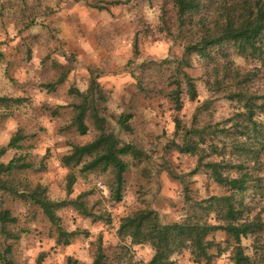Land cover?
I'll use <instances>...</instances> for the list:
<instances>
[{
  "label": "rangeland",
  "instance_id": "rangeland-1",
  "mask_svg": "<svg viewBox=\"0 0 264 264\" xmlns=\"http://www.w3.org/2000/svg\"><path fill=\"white\" fill-rule=\"evenodd\" d=\"M197 40L188 33L179 36L172 0H0V96L20 100L0 105V147L17 132L23 135L21 147L9 148L0 163L24 157L32 167L11 175L12 184L22 189L41 184L56 202L52 220L39 204L0 190V210L17 217L7 225L0 222V253L8 262L68 264L73 258L76 264H91L99 235L112 254L121 243H129L117 230L124 216L145 207L139 196L148 185L149 206L163 223L198 212L195 204L226 192L207 177L198 152L181 150L180 127L201 131H192L191 139L199 141L204 161L221 160L231 149L215 151L210 144L221 146L229 140L230 129L240 133L246 98L259 100L264 93V67L256 56L236 54L234 67L242 80H228L220 87L206 62L193 54L192 65L183 69L194 78L197 97L192 100L183 92L177 110L165 96L174 87L169 84L175 76L174 59L184 57ZM140 80L150 89H143ZM92 82L101 95L100 113L114 132L146 154L141 162L126 157L129 169L120 201L111 194L110 170L83 172L77 166L71 192L66 186L70 169L62 163L63 155L98 134L92 117L85 134L69 126L80 92ZM128 112H133L131 132L118 122ZM74 201L94 216L82 213ZM254 204V212L259 211L264 197ZM262 217L264 222V212ZM210 237L222 249L212 248L211 255L197 263L184 248L172 256V264H232L230 250H223L230 243L228 233L218 230ZM242 243L246 253L261 262L264 235L256 245L252 235ZM130 249L139 264H149L154 253L149 244Z\"/></svg>",
  "mask_w": 264,
  "mask_h": 264
},
{
  "label": "trees",
  "instance_id": "trees-1",
  "mask_svg": "<svg viewBox=\"0 0 264 264\" xmlns=\"http://www.w3.org/2000/svg\"><path fill=\"white\" fill-rule=\"evenodd\" d=\"M172 3L179 36L188 33L190 37L198 39L189 46L184 57L174 59L175 76L169 81L174 87L165 92V96L171 98L177 110L183 105V92L192 100L197 97L195 80L183 69V66L192 65L193 54L206 62L210 76H214L220 87H225L228 80H242L240 70L234 67L233 56L236 54L256 56L264 67V0H172ZM180 72L182 75H179ZM140 84L143 89H150L149 86H144L143 80H140ZM80 95L82 99L75 105V113L69 126L80 134H85L89 129L87 120L92 117L98 134L85 144H74L71 151L63 155L62 163L70 169L66 176L67 190L71 192L77 180L73 171L77 166H81L80 170L83 172L110 170L114 177L111 194L120 201L125 173L129 169L126 157L131 156L141 162L146 154L136 145L124 142L114 132L107 117L100 113L97 97L101 95L97 92L95 82L91 83L85 93L80 92ZM252 99L254 97H247L245 100L247 111L242 113L240 133L235 134L238 130L232 132L230 129L229 140L225 139L221 146L210 144L215 151L231 149V152L223 154L221 160L204 161V156L199 151V141L191 139L193 130L180 127L184 140L183 145H179L181 150L198 152L200 167L211 181L222 186L226 192L209 196L205 202L195 204L198 212L189 213L181 220L163 223L158 213L149 206L150 200L146 193L151 186L148 185L139 196L145 207L124 216L117 230L119 238L122 241L128 240L129 243H121L116 251L108 254L103 237L99 235L91 264H139L130 256L131 245L138 244H149L153 248L149 264H172V256L184 248L189 249L195 262L201 263L211 255L212 248L222 249L220 243L210 237L218 230L226 231L229 235L230 243L223 250H230L232 264H264V256H260L262 263L258 262L246 253L242 243L243 237L252 235L256 245L264 235V206L254 212L255 201L264 197V120L259 119V116L264 115V93L259 96V100ZM17 101L20 100L0 96V105H10ZM132 117L133 112H128L122 113L118 118L120 126L127 132L132 129ZM177 125L181 126V123L178 122ZM196 132L201 131H193L194 134ZM22 139L23 135L17 132L7 145L0 147V158L9 148H20ZM233 156L235 159L231 158ZM31 167L32 163L22 156H16L8 163L1 162L0 190L39 204L50 219L54 220L56 202L47 196L46 187L36 184L32 189H22L9 179L11 175ZM74 203L81 208L77 202ZM80 211L87 216H94L93 212ZM16 221L17 217L10 210H0V222L3 225ZM254 248L257 253V246ZM0 262L15 264L7 261L5 253H0ZM68 264H76V260L69 258Z\"/></svg>",
  "mask_w": 264,
  "mask_h": 264
}]
</instances>
